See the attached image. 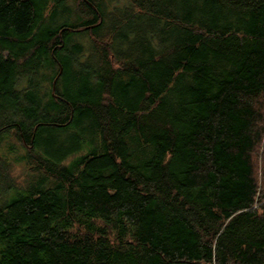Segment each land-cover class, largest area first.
Returning a JSON list of instances; mask_svg holds the SVG:
<instances>
[{
  "label": "trees",
  "instance_id": "16d2710c",
  "mask_svg": "<svg viewBox=\"0 0 264 264\" xmlns=\"http://www.w3.org/2000/svg\"><path fill=\"white\" fill-rule=\"evenodd\" d=\"M263 140L264 0H0V264H264Z\"/></svg>",
  "mask_w": 264,
  "mask_h": 264
},
{
  "label": "rangeland",
  "instance_id": "374dc122",
  "mask_svg": "<svg viewBox=\"0 0 264 264\" xmlns=\"http://www.w3.org/2000/svg\"><path fill=\"white\" fill-rule=\"evenodd\" d=\"M263 141H264V140H263ZM263 145H264V142H262V145H261L260 147L262 148ZM262 150H264V148H262L261 151H262ZM259 160H260L259 157H258L256 154H254V155H253V162L255 163V167H256V169L259 171V172H257V173H260V172H261V168L263 167V163H262V161H261V163H260Z\"/></svg>",
  "mask_w": 264,
  "mask_h": 264
}]
</instances>
